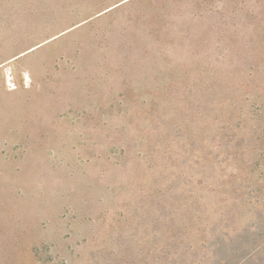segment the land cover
Segmentation results:
<instances>
[{
    "label": "rangeland",
    "instance_id": "1",
    "mask_svg": "<svg viewBox=\"0 0 264 264\" xmlns=\"http://www.w3.org/2000/svg\"><path fill=\"white\" fill-rule=\"evenodd\" d=\"M0 264H264V0H0Z\"/></svg>",
    "mask_w": 264,
    "mask_h": 264
}]
</instances>
